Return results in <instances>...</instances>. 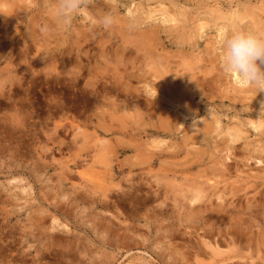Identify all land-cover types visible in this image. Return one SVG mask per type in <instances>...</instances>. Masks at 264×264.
Instances as JSON below:
<instances>
[{
	"label": "rangeland",
	"instance_id": "1",
	"mask_svg": "<svg viewBox=\"0 0 264 264\" xmlns=\"http://www.w3.org/2000/svg\"><path fill=\"white\" fill-rule=\"evenodd\" d=\"M52 5L0 0V264H264V0Z\"/></svg>",
	"mask_w": 264,
	"mask_h": 264
},
{
	"label": "clouds",
	"instance_id": "2",
	"mask_svg": "<svg viewBox=\"0 0 264 264\" xmlns=\"http://www.w3.org/2000/svg\"><path fill=\"white\" fill-rule=\"evenodd\" d=\"M84 3L85 0H53L54 24L70 20ZM113 22L110 13H105L98 20L106 29ZM221 61L226 74H234L239 83L254 86L258 92H264V38L252 32L234 31L222 42Z\"/></svg>",
	"mask_w": 264,
	"mask_h": 264
},
{
	"label": "bare ground",
	"instance_id": "3",
	"mask_svg": "<svg viewBox=\"0 0 264 264\" xmlns=\"http://www.w3.org/2000/svg\"><path fill=\"white\" fill-rule=\"evenodd\" d=\"M171 20H172V19H171ZM253 26H254V25H253ZM164 78H165V77H164ZM159 87L161 88L160 84H159ZM152 103H153V101H152ZM156 105H157V104H156ZM167 123H168V122H167ZM236 137H237V136H236ZM236 141H237V140H236ZM148 185H149V184H148ZM150 189H151V186H150ZM151 190H152V189H151ZM152 191H153V190H152ZM156 191H157V190H156ZM153 192H155V191H153ZM148 193H149V192H148ZM151 194H152V193H151ZM153 194H154V193H153ZM153 194H152V195H153ZM158 195H159V194H158ZM196 195H197V194H196ZM197 197H198V196H197ZM194 200H196V199H194ZM189 202H190V201H189ZM192 202H194V201H192ZM205 208H207V207H205ZM204 210H205V209H203V211H204ZM203 211H202V212H203ZM229 217H230V216H229ZM233 219H234V218H233ZM233 219H232V220H233ZM229 220H230V219H229ZM233 223H236V221H234ZM228 224H229V222H228ZM227 235H228V234H227ZM225 236H226V235H225ZM234 236H236V235H234ZM219 237H220V236H219ZM231 237H232V236H231ZM223 238H224V237H223ZM236 238H237V237H236ZM224 239H226V238H224ZM228 239H229V237H228ZM233 240H235V239H233ZM225 241H226V240H225ZM236 241H237V240H236ZM206 242H207V241H206ZM215 242H216V241H215ZM231 242H232V241H231ZM231 242H228V244L231 243ZM237 242H238V241H237ZM209 243H210V242H209ZM213 243H214V242H213ZM233 243H234V242H233ZM202 244L205 245V243H202ZM207 244H208V243H207ZM207 244H206V245H207ZM210 244H211V243H210ZM216 244H217V243H216ZM225 244H227V243H225ZM228 244H227V245H228ZM206 245H205V246H206ZM211 246H212V245H211ZM211 246H210V247H211ZM213 246H214V249H213V250H215V249H216L215 246L217 247V245H215V243H214ZM213 246H212V247H213ZM233 246H234V245H233ZM206 247H208L209 249L212 250V248H210L209 246H206ZM226 247H227V246H226ZM228 248H229V247H228ZM219 249H220V248H219ZM226 249H227V248H226ZM230 249H231V248H230ZM230 249H229V250H230ZM211 250H210V251H211ZM216 250L219 251L218 248H217ZM227 250H228V249H227ZM213 252L215 253L216 251H213Z\"/></svg>",
	"mask_w": 264,
	"mask_h": 264
}]
</instances>
